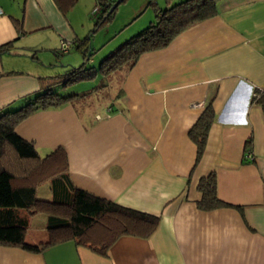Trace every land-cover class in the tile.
Masks as SVG:
<instances>
[{"label": "crops", "instance_id": "0c3cea01", "mask_svg": "<svg viewBox=\"0 0 264 264\" xmlns=\"http://www.w3.org/2000/svg\"><path fill=\"white\" fill-rule=\"evenodd\" d=\"M216 6L166 46L141 53L119 78H102L94 67L87 93L39 108L15 127L41 156L62 147L75 186L158 215L153 232L121 235L107 255L72 240L36 253L0 244V264H264V0ZM0 7V44L13 41L1 55L11 66L0 69V110L18 109L47 89L82 91L71 84L53 90L49 80L58 82L60 74L46 68L61 62V41L84 58L88 44H77L81 32L66 12L76 19L91 6L62 12L53 0H0ZM45 29L54 34L50 40ZM207 103L215 116L195 162L188 132ZM211 171L219 197L240 209L197 207V183ZM41 197H51L49 186ZM29 233L28 227L32 242L47 236Z\"/></svg>", "mask_w": 264, "mask_h": 264}, {"label": "trees", "instance_id": "16d2710c", "mask_svg": "<svg viewBox=\"0 0 264 264\" xmlns=\"http://www.w3.org/2000/svg\"><path fill=\"white\" fill-rule=\"evenodd\" d=\"M53 1L62 12H66L78 0ZM114 1L95 0L94 6H98L96 11L100 13L95 26L112 18L114 10L106 13ZM216 3L217 0H179L160 5L156 0H147L146 5L153 7L154 20L108 52L96 71L106 78L117 69L129 68L141 53L166 46L186 26L212 16L217 10ZM90 39L89 33L77 42L81 44L86 40L88 44L84 49V60L68 73L60 75L64 85L93 77L95 68L86 65L91 51H94ZM12 48L13 41L0 44V56L11 52ZM87 92L88 89H85L61 95L47 89L18 109L0 110V244L19 246L36 253L57 242L72 240L90 247L98 254L107 255L108 248L121 235L147 237L159 223L158 215L118 204L75 186L64 172L67 163L62 147L41 156L31 140L16 132V125L31 112L58 105ZM261 94L253 100L260 99ZM214 116L212 104L207 103L189 129L188 135L196 144L195 162L203 153ZM46 180L50 182L40 186ZM38 186H49L51 197L39 196ZM197 193L195 202L200 210L241 208L219 197L214 171L200 177ZM38 212L46 215L47 237L36 242L28 241L25 234L30 218Z\"/></svg>", "mask_w": 264, "mask_h": 264}, {"label": "rangeland", "instance_id": "374dc122", "mask_svg": "<svg viewBox=\"0 0 264 264\" xmlns=\"http://www.w3.org/2000/svg\"><path fill=\"white\" fill-rule=\"evenodd\" d=\"M161 2V0H159ZM86 0H78L72 7H80L82 9H91L88 13L86 14H80L77 16L76 19L72 18L70 15V12H66L68 18L72 19L74 24L77 25L79 28L78 30L81 32L80 36L83 38L87 34H91L90 41L92 42V47H93V52L91 51V54L89 55L90 59L89 62L87 61L86 65L87 66H93L97 68L99 65L101 59L111 50H114L117 48L120 44H122L124 41H126L127 38L130 36L140 32L142 29L137 30L138 28H145L150 21L154 20V10L151 5H146L147 0H123L120 2L117 7L114 9V12L112 14V18L104 22L103 24L99 26H95V21L97 19V16H99V11H95L93 13V8H94V3L95 0H93L90 3V6L88 4H85ZM71 7V8H72ZM69 8V10L71 9ZM67 10V11H69ZM150 20V21H149ZM130 22V23H128ZM133 28L131 31L130 29ZM95 29V30H94ZM135 31V32H134ZM134 32V33H132ZM42 33L47 36V40H50L53 37V33L51 30L45 29L42 31ZM85 34V35H84ZM93 35V37H92ZM19 40V39H18ZM26 38L20 39L19 42L24 43L26 42ZM36 42H39L38 39H36ZM17 42L19 45L21 43ZM70 51L67 53L66 51ZM66 51H63L61 48L59 50V61L61 62H54L53 66H48L46 69L52 70L54 69V73H58L60 75L64 73H68L70 70H72L71 66H77L79 65L83 60V55L80 51H77L76 48L73 46L68 47ZM37 54V52H36ZM42 55L45 56L44 52L41 53ZM3 56L0 57V69H8L10 68V64L6 60V58H2ZM74 60L71 61L69 60L70 66L66 64L68 59ZM73 58H76L73 59ZM74 62V63H73ZM93 62V63H92ZM16 67H11V68H19V70H33L29 67H24L21 65H15ZM122 70H124L122 68ZM122 74L121 69L115 70L109 78H119ZM49 84H51L53 90H58L62 89L61 84L62 81L58 80V82H54V80H49ZM58 84V85H57ZM91 81L90 79L87 78H82L81 80L79 79L76 82H72L71 86H68V89L71 90H80L84 88H88L91 86ZM34 98V97H32ZM45 187H41L38 191L39 196H43ZM30 226H29V231L30 234L34 235L36 239L40 238H45L44 233L46 232L45 228V214L38 212L35 215L31 217L30 221ZM47 237V236H46Z\"/></svg>", "mask_w": 264, "mask_h": 264}, {"label": "built area", "instance_id": "2783aa9c", "mask_svg": "<svg viewBox=\"0 0 264 264\" xmlns=\"http://www.w3.org/2000/svg\"><path fill=\"white\" fill-rule=\"evenodd\" d=\"M96 10H98V6H94L93 11H96ZM1 12H2V10H1V7H0V13H1ZM67 47H68V44H67L65 41H61V42H60V48H61L62 50H66ZM261 93H262V92H260V90H257V91H254L252 94H253V96L257 97V96H259Z\"/></svg>", "mask_w": 264, "mask_h": 264}, {"label": "water", "instance_id": "95a60500", "mask_svg": "<svg viewBox=\"0 0 264 264\" xmlns=\"http://www.w3.org/2000/svg\"><path fill=\"white\" fill-rule=\"evenodd\" d=\"M123 0H115L112 4H111V6H110V8L108 9V12L106 13V14H109L112 10H114L116 7H117V5L120 3V2H122Z\"/></svg>", "mask_w": 264, "mask_h": 264}, {"label": "clouds", "instance_id": "9594fccd", "mask_svg": "<svg viewBox=\"0 0 264 264\" xmlns=\"http://www.w3.org/2000/svg\"><path fill=\"white\" fill-rule=\"evenodd\" d=\"M255 98V97H254Z\"/></svg>", "mask_w": 264, "mask_h": 264}]
</instances>
